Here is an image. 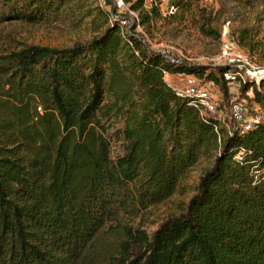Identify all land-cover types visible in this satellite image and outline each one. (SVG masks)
Here are the masks:
<instances>
[{"label":"trees","instance_id":"1","mask_svg":"<svg viewBox=\"0 0 264 264\" xmlns=\"http://www.w3.org/2000/svg\"><path fill=\"white\" fill-rule=\"evenodd\" d=\"M89 1L0 0V26L93 32L69 47L0 52V264H264V76L239 86L262 112L252 129L238 132L230 113L203 119L164 72L212 81L221 103L224 68L171 61L145 39L191 1L162 16L160 0H125L138 17L129 26ZM201 30L215 33L207 20ZM111 137L123 150L115 159ZM202 157L210 166L183 212L151 233L128 226L103 239L120 214L171 196Z\"/></svg>","mask_w":264,"mask_h":264},{"label":"rangeland","instance_id":"2","mask_svg":"<svg viewBox=\"0 0 264 264\" xmlns=\"http://www.w3.org/2000/svg\"><path fill=\"white\" fill-rule=\"evenodd\" d=\"M90 1L98 5L97 0ZM187 1H191L192 11H179L173 17L161 18L155 24L152 37L149 34L145 35V39L152 48L163 52L177 62L206 66L211 69L217 65V55L221 51L223 39L229 38L236 41L238 48L256 64L264 65V0ZM147 2L149 3V0ZM128 5L124 0V7L116 9L111 0H106V4L102 8L119 17H122L120 15L123 14L128 15V18H124L127 21L126 24L120 22L121 25L127 26L129 22L131 25L133 20L137 21L138 19L136 12L127 10ZM160 7L162 16L171 13L167 9V2L162 1ZM173 11H175L174 8ZM205 20L209 21V25L213 27L215 33L202 32L201 25ZM136 31L141 32L139 25L136 27ZM92 35L90 26L83 24L9 22L0 26V52L20 47L25 43L59 48L69 47L77 42L90 39ZM164 78L173 87L182 86L184 73L168 74L164 75ZM259 89L264 91V84L259 86ZM215 90L220 96V90L216 86ZM231 96L240 97L248 111L253 109L255 102L251 100L250 89L244 94H240L239 90L237 94L227 93L221 97L222 113L219 115L222 119L230 120ZM110 146L113 159L123 153L119 139L111 137ZM209 166L210 160L202 157L181 177L171 196L146 209L120 214L117 223L112 222V226L103 232V239L114 242L117 237L124 235L125 227L128 226H139L147 233H151L167 218L178 216L185 210L189 198L195 194L200 175Z\"/></svg>","mask_w":264,"mask_h":264},{"label":"built area","instance_id":"3","mask_svg":"<svg viewBox=\"0 0 264 264\" xmlns=\"http://www.w3.org/2000/svg\"><path fill=\"white\" fill-rule=\"evenodd\" d=\"M160 1L167 2L168 4V0ZM97 2L100 7L106 4V0H97ZM111 2L116 9H122L124 7V0H111ZM148 4H151V0H149V3L146 0L147 7ZM167 9L172 12L173 6L168 5ZM117 18H120L122 24H126L127 21L124 17H119L113 13L111 14V19ZM129 24L130 22L128 26ZM170 59L171 61L177 62L173 58ZM217 61V65L215 66H222L224 68L222 76L227 82L230 94L238 93L241 82L250 80L258 85L264 76V65L256 64L251 60L238 48L236 41L233 39H223V45L217 55ZM168 74L164 72V75ZM174 89L178 96L188 99V104L194 107L203 119L209 116L220 117L219 114L222 113L220 96L218 91L215 90V85L212 81H205L202 78H197L193 74H184L183 85L176 86ZM229 110L230 117L234 121V128L240 133L252 129L262 120V112L259 106L255 105L253 111L249 113L245 103L238 100L235 96L230 100ZM225 125L228 131H230L231 128L228 123H225ZM241 155L242 151L235 158L241 159ZM253 173L256 177L257 171Z\"/></svg>","mask_w":264,"mask_h":264},{"label":"water","instance_id":"4","mask_svg":"<svg viewBox=\"0 0 264 264\" xmlns=\"http://www.w3.org/2000/svg\"><path fill=\"white\" fill-rule=\"evenodd\" d=\"M173 3V0H168V5L171 6ZM163 53V52H162Z\"/></svg>","mask_w":264,"mask_h":264},{"label":"crops","instance_id":"5","mask_svg":"<svg viewBox=\"0 0 264 264\" xmlns=\"http://www.w3.org/2000/svg\"><path fill=\"white\" fill-rule=\"evenodd\" d=\"M170 75V74H169Z\"/></svg>","mask_w":264,"mask_h":264}]
</instances>
